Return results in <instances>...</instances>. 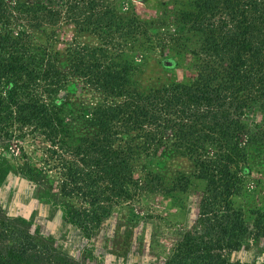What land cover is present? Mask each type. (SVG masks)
<instances>
[{"label":"trees","instance_id":"16d2710c","mask_svg":"<svg viewBox=\"0 0 264 264\" xmlns=\"http://www.w3.org/2000/svg\"><path fill=\"white\" fill-rule=\"evenodd\" d=\"M98 6L91 0H0V135L14 139V131L29 128L49 144L43 168L13 164L0 147V193L16 192V179L29 183L32 199L58 206L65 224L88 235L137 189L134 173L142 159L181 157L190 175L205 182L200 228L186 233L164 264H250L232 255L264 240V219L257 216L250 226L233 199L249 175L248 158L264 152V0H188L177 20L198 39L190 52L194 76L145 91L130 83L136 68L125 51L146 59L155 23L116 22ZM60 22L96 35L99 45L64 53L35 45L33 32ZM114 35L121 43L112 45ZM71 78L102 96L84 113L86 136L73 135L61 114L58 95ZM52 170L57 188L48 178ZM182 181L189 184L183 176L175 186ZM75 197L93 210L58 201ZM30 224L22 214L0 219V264H66L37 241Z\"/></svg>","mask_w":264,"mask_h":264},{"label":"rangeland","instance_id":"374dc122","mask_svg":"<svg viewBox=\"0 0 264 264\" xmlns=\"http://www.w3.org/2000/svg\"><path fill=\"white\" fill-rule=\"evenodd\" d=\"M87 1V0H83ZM106 8L115 17L126 21L136 18L154 22L150 33L153 48L143 53L146 59H134L138 53L125 51V58L132 61L136 71L130 83L140 90L159 88L171 83H184L194 76L195 62L192 51L198 49L197 37L177 20L178 11L187 8L188 0H91ZM54 4L55 0H43ZM84 9L86 6H79ZM35 45L53 52L64 53L75 46L95 48L99 45L96 35L80 33L73 24L60 22L46 25L33 32ZM143 42L141 37H136ZM129 41V39H126ZM121 43L114 35L112 45ZM168 61L173 65L168 67ZM61 114L75 136H86L91 130L84 124V113L102 101V96L86 87L80 80L71 78L58 95ZM29 128L21 133L14 131V139L0 135V147L13 164L27 162L32 167H45L49 144ZM249 175L243 177L242 191L233 199L245 221L252 226L257 216L264 219V152L253 151L248 158ZM189 162L181 157L142 159L136 167L133 189L127 200L112 206L110 214L103 217L93 231L85 235L65 224L58 206L36 202L30 197L29 183L15 180L16 192L8 196L0 193V219L22 214L31 221L30 230L37 232V241L54 249L66 264H164L182 237L196 232L199 201L205 182L191 176ZM49 169V168H47ZM183 176L181 186L175 182ZM48 178L58 186L59 177L54 170ZM67 201L75 207L93 210L81 199ZM94 225V224H93ZM49 255L42 254L44 259ZM232 257L250 264H264V240L245 243Z\"/></svg>","mask_w":264,"mask_h":264}]
</instances>
